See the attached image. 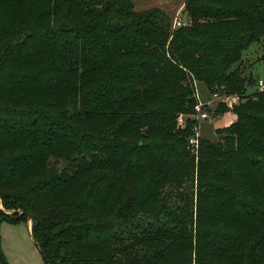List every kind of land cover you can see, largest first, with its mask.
<instances>
[{
    "label": "trees",
    "instance_id": "1",
    "mask_svg": "<svg viewBox=\"0 0 264 264\" xmlns=\"http://www.w3.org/2000/svg\"><path fill=\"white\" fill-rule=\"evenodd\" d=\"M182 13L0 0V223L33 216L46 264H264V90L241 67L264 0ZM193 79L241 98L199 139L197 184Z\"/></svg>",
    "mask_w": 264,
    "mask_h": 264
},
{
    "label": "rangeland",
    "instance_id": "2",
    "mask_svg": "<svg viewBox=\"0 0 264 264\" xmlns=\"http://www.w3.org/2000/svg\"><path fill=\"white\" fill-rule=\"evenodd\" d=\"M186 3L187 0H134V10L136 12H143L152 8H161L169 15L171 28L174 30V21L179 13L185 12ZM241 67L248 80L249 78L255 79V82L248 87V92H254L257 89L258 80L264 79V37L244 51ZM192 82L198 103H203V106L199 110H196V113L193 115V118H197L198 121V128L195 130V133L197 131L199 139L202 138L210 142H216L219 138L216 133L218 128L216 129V127L220 123V119H225V117H229L232 114L236 120V115L231 110L222 115L216 113V110L223 104L230 108L232 103L238 104L241 102V98L237 94L226 96V94L211 93L204 82L197 79H193ZM202 112H207L209 117L206 119L201 118ZM183 115L186 119L187 115ZM189 148L191 154L195 156L196 170L194 182L197 184L199 147L189 145ZM65 165L64 160H59L58 167L60 169ZM0 207L4 208L2 201ZM142 215L144 216L143 213ZM142 215L139 217H143ZM28 225L31 226L32 231L33 220H29V218L26 221H2L0 223L1 250L10 264H46L39 247L30 234Z\"/></svg>",
    "mask_w": 264,
    "mask_h": 264
},
{
    "label": "built area",
    "instance_id": "3",
    "mask_svg": "<svg viewBox=\"0 0 264 264\" xmlns=\"http://www.w3.org/2000/svg\"><path fill=\"white\" fill-rule=\"evenodd\" d=\"M190 24H192V19H190L187 16H184L183 13H179L178 16L176 17L175 21H174V27L175 28L180 27V26L190 25ZM257 84H258L257 87L260 90H264V79H259ZM201 106H203V103L199 102L196 106V110H199ZM208 117H209V115L207 112L201 113V118L206 119ZM177 121L179 124H184L185 123L184 115L180 114L178 116ZM197 128H198V126L195 127V130H197ZM189 142H190L191 146H198L199 145V135L197 134V131H196L195 135H193L190 138Z\"/></svg>",
    "mask_w": 264,
    "mask_h": 264
},
{
    "label": "crops",
    "instance_id": "4",
    "mask_svg": "<svg viewBox=\"0 0 264 264\" xmlns=\"http://www.w3.org/2000/svg\"><path fill=\"white\" fill-rule=\"evenodd\" d=\"M234 120H235V116L230 114L229 117H225V119L224 118L220 119V123L217 125L216 129L219 128V127H225V126L231 124ZM28 227H29V225H28Z\"/></svg>",
    "mask_w": 264,
    "mask_h": 264
},
{
    "label": "water",
    "instance_id": "5",
    "mask_svg": "<svg viewBox=\"0 0 264 264\" xmlns=\"http://www.w3.org/2000/svg\"><path fill=\"white\" fill-rule=\"evenodd\" d=\"M29 220H33V216H29ZM29 230H30V234H32V232H31V226L29 225ZM32 236V235H31ZM36 242V241H35ZM36 244H37V242H36ZM38 246V245H37ZM40 249V248H39ZM41 250V249H40ZM41 253H42V255H43V258H44V260L45 261H47V257H46V254L44 253V251H42L41 250Z\"/></svg>",
    "mask_w": 264,
    "mask_h": 264
}]
</instances>
